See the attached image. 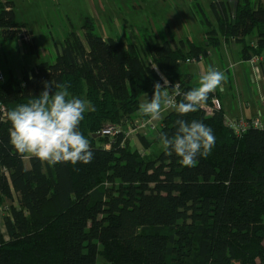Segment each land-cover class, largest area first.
Here are the masks:
<instances>
[{"label": "trees", "instance_id": "16d2710c", "mask_svg": "<svg viewBox=\"0 0 264 264\" xmlns=\"http://www.w3.org/2000/svg\"><path fill=\"white\" fill-rule=\"evenodd\" d=\"M192 7L205 44L186 39L172 46L149 33L138 44L123 42L101 35L85 15L82 35L67 31L53 62L40 59L20 76L9 72L0 80L6 114L38 98L50 80L67 85L68 98L95 107L79 124L93 152L89 164L50 166L29 156L25 167L26 154L10 143L11 122L0 117V218L7 236L0 228V264H264V127L236 135L220 107L211 114L198 107L185 115L165 111L156 139L134 136L140 148L129 146L122 133L112 140L93 137L107 124L132 123L139 98L151 99L161 80L152 65L187 92L196 87L182 70L185 60L202 57L220 37L240 44L244 60L264 57V0L213 1L212 21L199 3ZM30 33L13 2L0 1V38L32 44ZM261 68L264 73V60ZM178 119L213 129L210 155L188 167L163 148L140 153L160 133L174 136Z\"/></svg>", "mask_w": 264, "mask_h": 264}, {"label": "clouds", "instance_id": "9594fccd", "mask_svg": "<svg viewBox=\"0 0 264 264\" xmlns=\"http://www.w3.org/2000/svg\"><path fill=\"white\" fill-rule=\"evenodd\" d=\"M163 83L154 84L151 99L139 105L141 114L150 117L148 123L162 118L164 110L174 109L178 114L194 113L198 106L208 100V94L214 92L225 80L224 73L213 67L202 71L199 86L187 92H181L179 81L171 84L161 73L157 65H152ZM44 89L27 104H21L7 112L11 122L10 143L20 154H30L41 162L54 166L61 162L89 164L93 159L89 141L79 131V124L86 111H95L90 101L71 97L67 85L53 80L44 81ZM172 90V95L169 93ZM181 97L177 103L176 97ZM178 128L171 138L159 134L162 148L171 155L173 152L181 158L184 166L192 167L198 157L206 158L215 147L216 137L213 129L197 120L176 121Z\"/></svg>", "mask_w": 264, "mask_h": 264}, {"label": "crops", "instance_id": "0c3cea01", "mask_svg": "<svg viewBox=\"0 0 264 264\" xmlns=\"http://www.w3.org/2000/svg\"><path fill=\"white\" fill-rule=\"evenodd\" d=\"M163 1L170 2L171 4L170 11H168L165 16L166 18L171 20L172 23L161 22L160 19L157 18L154 8L149 7L148 14L151 18L150 21L152 26L150 24L148 15H146L145 17L140 16L141 23H135L132 21L129 22V25L139 33L138 41H140L142 34L149 33V26V28L151 27L152 30L149 34L153 35L158 42L167 40L172 46H179L181 41L185 42L186 39H189L198 44H205V28L195 16L192 7L194 2L198 3L197 0ZM213 1L218 0H207L206 5H203L201 3L206 8V13L211 21L213 20V17L208 6ZM143 2L144 0H138V4H136V2L132 3V7L135 11V17L138 10L143 9L141 5V3L143 4ZM123 24L127 27L123 28L122 30L121 28H116L113 22L111 27H107L104 29V27L101 26V32L99 33L103 36L119 38L123 42L129 40L134 43L128 28L129 25L126 23L125 19H123ZM28 31L31 32L30 30ZM30 35L32 39V45L38 48L35 43V36L32 32L30 33ZM198 38H201L200 41H197ZM59 45L60 44L56 45L57 47L54 50V56L56 55ZM240 51V44L235 42L233 39L225 40L224 38L220 37L217 46H207L206 53L201 57V59L188 63L185 62L183 65L189 66V68L183 69L182 65V70L183 72L191 76V80L189 82L195 87L199 86V78L202 71H206L209 67H213L218 71H221L222 73H224L225 80L222 82L220 87L212 92L211 99L215 101L214 106L220 107L222 109L224 119L260 118V120L264 122V73L261 68L262 58L260 57L258 64L256 65L257 68L254 70V67L251 65L249 60L243 59ZM5 70L7 69L0 67V72H6ZM9 72L11 71H9L8 69L6 73L8 74ZM3 77H5V75H3ZM162 113H164L163 106ZM145 119H150V117L145 116ZM159 123L160 122L158 121L153 122V125L155 126L153 130L156 129ZM151 131L152 130H149L146 135H151ZM130 141H132L131 144L134 147L140 148V146H138L137 144L138 140L135 139V137ZM29 156L26 155L23 158L25 167H28L25 163V160H27Z\"/></svg>", "mask_w": 264, "mask_h": 264}, {"label": "rangeland", "instance_id": "374dc122", "mask_svg": "<svg viewBox=\"0 0 264 264\" xmlns=\"http://www.w3.org/2000/svg\"><path fill=\"white\" fill-rule=\"evenodd\" d=\"M15 4V9L17 10L18 18L25 24L26 30H30L35 36V43L38 48L31 43H23L19 39H2L0 38V67L5 68L6 72L11 71L14 76H19L23 68L30 69L34 67L39 59H44L48 62H53L54 60V50L56 45L60 44L65 33L71 29L77 31L82 35L80 25L81 17L84 15L91 16L95 18L96 27L99 32H101V26L105 28L111 27L112 22L116 28H121V30L127 26L123 24V19L129 25V22L141 23L140 16L145 17L148 15L149 21L150 16L148 14L149 7H153L156 11V16L161 22L172 23L171 20L166 18L165 14L170 11V2L161 0H144L141 3L143 9L138 10L136 17L134 15L135 11L132 7V3L138 0H12ZM201 1V2H200ZM235 0H231V5ZM256 3L258 0H252ZM197 2L202 6L205 12L207 0H197ZM203 5H202V4ZM156 4V6H155ZM144 5V6H143ZM134 16V17H133ZM132 19V20H131ZM135 19V20H133ZM110 21V22H109ZM151 24V21H150ZM152 26V24H151ZM197 26V25H196ZM129 31L131 33L134 43L138 44L139 33L134 30L132 26L129 25ZM151 27L148 26V32L150 33ZM123 35V34H122ZM196 39V38H195ZM198 38L197 41H200ZM248 40L250 42H255L256 38L252 35L249 36ZM55 43V44H54ZM40 50V51H39ZM43 55V56H42ZM46 55V56H44ZM262 60L264 57L261 56ZM5 61V63H4ZM2 65V66H1ZM189 68V66L183 65V69ZM6 72H1L3 75H7ZM148 97L142 95L139 98V105L144 103ZM149 99V98H148ZM164 113H161L163 117ZM143 114L138 111L132 118L134 120L142 119ZM145 119V118H144ZM162 119V118H161ZM158 120V122L161 121ZM157 122V121H156ZM152 134L150 139H156V130L151 131ZM129 141V146L132 141ZM138 146H141L138 141ZM162 146L159 140H154L150 145L146 153L154 154L155 152L161 150ZM29 156L30 154H26ZM28 166V159L25 160ZM10 201L4 200L2 204L5 206L10 205ZM13 204H16L13 202ZM2 219L0 218V228L5 238L6 232L2 225ZM97 260L100 262L101 258L98 257Z\"/></svg>", "mask_w": 264, "mask_h": 264}, {"label": "built area", "instance_id": "2783aa9c", "mask_svg": "<svg viewBox=\"0 0 264 264\" xmlns=\"http://www.w3.org/2000/svg\"><path fill=\"white\" fill-rule=\"evenodd\" d=\"M201 59V56L198 59H186L185 62H193L195 60ZM260 57L259 56H252L249 59V62L251 65L254 67V70L257 68V64L259 61ZM3 79V74L0 72V80ZM161 84L163 83L162 80H159ZM170 95H172V90L169 89ZM210 104L204 103L202 106H198L202 108L206 113H212L213 108L216 107L214 106V100H210ZM171 110V109H167ZM164 110L163 111H167ZM6 116V109L3 104L0 103V117L3 119ZM149 119H140V120H134L132 123H128L124 126H119L115 124H107L104 127H102L99 130V133L101 136H106L108 137L109 140H112L115 138L119 133H122L124 135V141L125 140H132L136 134H142L146 135L149 130H153L155 126L153 123H148ZM224 124L231 129L236 135H241L244 133L247 129L249 128H262L264 127V122L260 120V118H237V119H224ZM107 143V147H108ZM140 153L143 155L146 153V150L141 149ZM4 207H0V217L4 214Z\"/></svg>", "mask_w": 264, "mask_h": 264}, {"label": "water", "instance_id": "95a60500", "mask_svg": "<svg viewBox=\"0 0 264 264\" xmlns=\"http://www.w3.org/2000/svg\"><path fill=\"white\" fill-rule=\"evenodd\" d=\"M100 136V133L94 134L93 137Z\"/></svg>", "mask_w": 264, "mask_h": 264}]
</instances>
